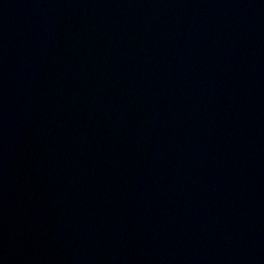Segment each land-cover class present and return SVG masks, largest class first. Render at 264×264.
Returning a JSON list of instances; mask_svg holds the SVG:
<instances>
[{
    "label": "water",
    "instance_id": "water-1",
    "mask_svg": "<svg viewBox=\"0 0 264 264\" xmlns=\"http://www.w3.org/2000/svg\"><path fill=\"white\" fill-rule=\"evenodd\" d=\"M0 264H264V0H0Z\"/></svg>",
    "mask_w": 264,
    "mask_h": 264
}]
</instances>
